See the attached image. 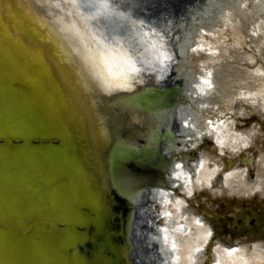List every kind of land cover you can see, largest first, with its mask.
<instances>
[{"label":"water","instance_id":"1","mask_svg":"<svg viewBox=\"0 0 264 264\" xmlns=\"http://www.w3.org/2000/svg\"><path fill=\"white\" fill-rule=\"evenodd\" d=\"M111 1L115 8L137 2L133 11L143 22L136 24L147 33L153 21L173 24L184 11L156 0ZM78 2L0 0V20L17 28L18 39L29 40L37 54L28 62L15 58L0 30V264H155L157 259L144 245L139 217L149 206L148 195V203L140 196L132 199L135 185L128 184L137 182L143 195L157 174L142 161L130 170L124 155L115 153L114 128L99 108L103 92L97 79L89 80V63L79 57L83 46L76 48L75 36L67 33L88 26L68 13L82 10ZM53 64L67 85L54 88L36 80L39 70ZM146 171L150 175L144 176ZM89 241L97 256L87 261Z\"/></svg>","mask_w":264,"mask_h":264},{"label":"bare ground","instance_id":"2","mask_svg":"<svg viewBox=\"0 0 264 264\" xmlns=\"http://www.w3.org/2000/svg\"><path fill=\"white\" fill-rule=\"evenodd\" d=\"M144 1L138 0L143 5ZM156 1L161 2V6L176 4L177 8L183 7L184 11L173 24L158 25L153 21L150 25L152 29L147 33L136 24L143 22L137 15L138 12L133 11L137 2L133 5L117 4L118 9L115 8V2L103 0L109 7L99 10L93 5H99L101 0H79L82 10L77 9L74 12L69 8L68 13L72 17L79 15L80 22H87L88 26H68L67 33L71 38L73 35H79V40H82V31L97 39L115 36L125 57L133 64V57L139 55L135 58L138 71L129 79L127 88L105 90L89 62L88 77L89 80L97 79L103 92L99 108L104 122H111L114 128L115 153L124 155L121 160L129 163L130 170L138 161H142L151 173L156 171V177L150 180L154 186L151 189L146 188L147 192L143 195L140 190H136L137 182L129 179L128 183L135 185L132 186L134 190L130 195L132 199L140 196L143 203L148 201L144 199L148 195L150 202L148 207L144 206L139 212L140 220L145 224L146 249L156 255L155 264H193L197 255L196 246L210 240L209 229L206 225L197 223L192 211V219H187L188 210L183 202L191 203L189 196L200 189L209 191L211 198L212 195L223 194L239 197V201H242L243 197L249 199L259 193L264 195V168L260 169L264 166V156L259 153L260 157L253 168V154L250 156V148L261 151L262 130L258 129L259 134L256 136L255 128L250 130L241 127L242 124L237 126L239 122H246V117L250 116L243 106L238 105V99L245 102V97L239 98V95L245 91L253 93L260 88L257 75L243 63L234 62L231 65L219 61L211 67L215 74L206 77L205 69L197 67L199 72L196 69V58L189 52L188 44L196 28L204 24L208 16L216 19L218 15L223 17L225 9H233L245 22L253 44L264 57V0ZM86 4L88 6H85ZM117 10H121L125 16L118 17ZM129 16L133 21L128 20ZM70 21H73L71 17ZM205 28L212 29L208 24ZM0 30L7 35L5 44L15 48V58L27 61L31 60V56H37L29 40L18 39L17 28L0 20ZM75 37L72 40L76 48L83 46L81 40ZM83 55L79 57L85 59L84 52ZM142 64L146 67L148 65V68L141 69ZM147 71L154 72L152 76L159 78L158 81H153ZM35 74L37 75L34 71V76ZM38 77L40 78L36 77V80L39 84L47 82L54 88L67 82L57 64L39 70ZM125 100L130 102V106H123ZM167 100L168 105L165 103ZM261 103L259 101L260 105ZM235 105H238L237 115L229 116ZM260 117L264 119V115ZM206 123H209V128ZM263 124L260 123L262 129ZM206 137L213 142V152L208 154L202 151L191 163L187 145L193 146L192 150L199 151V146ZM250 169L253 172L255 170L254 181L248 179ZM148 175L150 173L146 171L144 176ZM174 182L181 183L179 198L168 193L173 189ZM195 203L198 206L197 200ZM197 206L193 204L196 210ZM157 210H160V213ZM161 218L166 222L163 227L159 225ZM260 238L253 244L252 251H249L243 242L235 247V244H230L232 241H222L225 248L217 243L203 264H264V236ZM87 244L90 255L85 254V257L90 261L92 257L97 256V248L93 242L89 241Z\"/></svg>","mask_w":264,"mask_h":264},{"label":"rangeland","instance_id":"3","mask_svg":"<svg viewBox=\"0 0 264 264\" xmlns=\"http://www.w3.org/2000/svg\"><path fill=\"white\" fill-rule=\"evenodd\" d=\"M223 13V17L218 15L216 19L208 16L205 23L196 28L191 40L193 42L190 41L188 49L190 53H193H191L192 57L196 58V69L200 67L205 69L207 71L206 77L215 74L214 71H211V67L214 64L219 63V61H223L231 65H233L234 62L235 64L243 63L259 78L260 88H257V91L253 93H248L247 91L241 93L239 98L242 96L245 97V102L238 99L240 101L238 105L240 104L243 106L251 117H246L245 120L247 121L244 123L239 122L237 126L242 124L241 127H246L250 130L255 128L256 136L259 134L257 132L258 129H261L263 133L260 137V140L262 139L261 141L263 143L261 151L250 148L249 154L250 156L253 154L254 168L260 154L264 156V124L262 125L263 129L260 125V123H264V119L260 117L261 115H264L262 114L264 112V57H262L259 50L253 44L245 22H243L240 16L236 14L235 10L232 9L229 11L225 9V12L223 11ZM206 24L210 25L212 29L209 30L208 28H205ZM193 70L195 71V69ZM199 71L200 70L198 69V72ZM259 101L262 102V105L259 104ZM235 106L234 109H231L230 111L232 115L230 114L229 116L237 115L238 107ZM229 118L231 119V117ZM203 124H205V122L202 123V125ZM206 126L209 128V123H206ZM210 140L209 137L203 139L199 146V151L192 150L193 146L191 147L187 145L189 149V161L191 163L199 157L198 153L202 151L208 154L213 152V142ZM225 157L228 156L225 155ZM214 159L218 160L217 158ZM224 163H226V161H224ZM263 168L264 166L260 169ZM254 174L255 170L253 172L250 169L248 179L254 181ZM166 177L169 179L168 175H166ZM180 189L181 183L178 184L177 182H174L173 189L168 193H171L170 195L172 196L178 197L180 194L179 192H181ZM209 194V191L200 189L197 193H193L189 196L188 199L191 203H188V201L183 202L188 210L186 216L187 219H192V211L197 218V223L200 225H206L209 229L208 237L210 240L208 243L196 246L197 248L195 251L197 252V255L193 260V264H203L206 260L205 258L214 251L215 244L218 243L225 248V244L222 243V241H232L230 244H235V247L241 245L243 242L244 245H246V248L249 251H252L253 244L259 241L261 236H264V195L259 193L249 199L243 197V200L239 201V197L231 195L222 194V196H220L216 194L212 195L211 198V194ZM194 199L197 200L198 206ZM192 203L197 206V210L193 207ZM190 204H192V206ZM157 208H159V206ZM154 209L156 210V208ZM154 209L152 210L154 211ZM157 211L160 213V210ZM155 222L157 223L158 220L156 219ZM165 223L166 222L161 218L159 225H162L163 227ZM206 264H208V262Z\"/></svg>","mask_w":264,"mask_h":264},{"label":"clouds","instance_id":"4","mask_svg":"<svg viewBox=\"0 0 264 264\" xmlns=\"http://www.w3.org/2000/svg\"><path fill=\"white\" fill-rule=\"evenodd\" d=\"M93 7L104 10L109 5L107 8L99 5H93ZM81 43L85 59L92 66L102 87H105V79L116 84L123 79V74H127L129 79L135 74V72L129 71L126 63L129 59L125 57L123 50L119 47V40L115 36L110 35L106 39H97L95 36L84 33Z\"/></svg>","mask_w":264,"mask_h":264},{"label":"snow or ice","instance_id":"5","mask_svg":"<svg viewBox=\"0 0 264 264\" xmlns=\"http://www.w3.org/2000/svg\"><path fill=\"white\" fill-rule=\"evenodd\" d=\"M85 6H88V5L86 4ZM99 6L103 8L108 7L107 3H104L103 0H101V3L99 4ZM126 63L128 65L129 71L131 72L138 71V69L135 67V65L132 63L131 60H127ZM128 81H129V77L127 76V74H123V79L119 83H116V84H112L109 80L105 79L104 80L105 90L110 91L115 88H127L129 87Z\"/></svg>","mask_w":264,"mask_h":264}]
</instances>
